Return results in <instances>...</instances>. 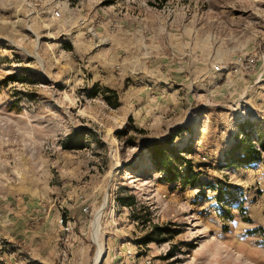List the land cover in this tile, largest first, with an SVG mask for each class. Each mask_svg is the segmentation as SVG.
Segmentation results:
<instances>
[{
  "label": "rangeland",
  "instance_id": "rangeland-1",
  "mask_svg": "<svg viewBox=\"0 0 264 264\" xmlns=\"http://www.w3.org/2000/svg\"><path fill=\"white\" fill-rule=\"evenodd\" d=\"M261 53L264 0H0V264H264Z\"/></svg>",
  "mask_w": 264,
  "mask_h": 264
},
{
  "label": "trees",
  "instance_id": "trees-1",
  "mask_svg": "<svg viewBox=\"0 0 264 264\" xmlns=\"http://www.w3.org/2000/svg\"><path fill=\"white\" fill-rule=\"evenodd\" d=\"M244 138H238L235 135V142L231 146L229 161L231 164L247 165L256 159L259 150L255 147L252 137L248 133V123L243 122L241 125ZM261 148L264 149V140L260 142ZM260 146H258L259 148ZM190 147L178 149L171 144V139L155 143L150 148L152 164L162 173L163 179L168 183H174L177 180L181 185H194L198 181L199 172L195 171L193 164L186 158L191 152ZM183 167V171H181ZM124 205H132V200H123ZM264 236V229L261 230Z\"/></svg>",
  "mask_w": 264,
  "mask_h": 264
},
{
  "label": "bare ground",
  "instance_id": "bare-ground-1",
  "mask_svg": "<svg viewBox=\"0 0 264 264\" xmlns=\"http://www.w3.org/2000/svg\"><path fill=\"white\" fill-rule=\"evenodd\" d=\"M99 216H100V211L98 210L96 212V215H95V220H96V223H98V220H99ZM96 223L94 222L95 226H93V238L96 237V234H97V225ZM102 257V249L101 248H98L97 251H96V254H95V257H94V264L98 263L100 261Z\"/></svg>",
  "mask_w": 264,
  "mask_h": 264
},
{
  "label": "built area",
  "instance_id": "built-area-1",
  "mask_svg": "<svg viewBox=\"0 0 264 264\" xmlns=\"http://www.w3.org/2000/svg\"><path fill=\"white\" fill-rule=\"evenodd\" d=\"M54 15L57 16V15H58V12L55 11V12H54ZM260 56H261V57H264V53H263V54L261 53ZM59 223H60V224L62 223V220H61V219L59 220ZM64 229L67 230V229H68V226L65 225Z\"/></svg>",
  "mask_w": 264,
  "mask_h": 264
}]
</instances>
